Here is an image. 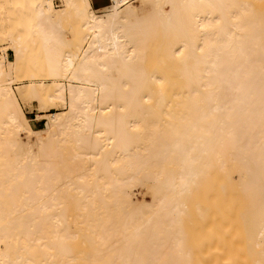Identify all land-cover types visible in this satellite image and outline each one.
Returning <instances> with one entry per match:
<instances>
[{"label": "bare ground", "instance_id": "1", "mask_svg": "<svg viewBox=\"0 0 264 264\" xmlns=\"http://www.w3.org/2000/svg\"><path fill=\"white\" fill-rule=\"evenodd\" d=\"M60 2L0 0V264H264V0Z\"/></svg>", "mask_w": 264, "mask_h": 264}, {"label": "rangeland", "instance_id": "2", "mask_svg": "<svg viewBox=\"0 0 264 264\" xmlns=\"http://www.w3.org/2000/svg\"><path fill=\"white\" fill-rule=\"evenodd\" d=\"M60 1L61 0H54L55 5L59 6L61 3ZM7 52L9 53L10 57L12 58V56H13L12 50L9 49ZM52 84L54 85L55 83L52 82ZM14 87L19 94L22 107L28 115H30L32 117H36L37 112L40 113L39 115H43V114L52 112V109L50 107L42 108L41 110H39L41 105L39 104V102L36 98L27 94V92L25 90H23L20 85H15ZM65 95H66V93H65ZM68 106H69V99L67 96L64 99L58 100V107H57L58 110H60V109L66 110L68 108ZM43 121H44V119L37 120L36 121L37 126L41 127ZM39 133L41 134V136H40L41 139H43L45 137L43 132L40 131ZM141 192L143 193V190H141Z\"/></svg>", "mask_w": 264, "mask_h": 264}, {"label": "crops", "instance_id": "3", "mask_svg": "<svg viewBox=\"0 0 264 264\" xmlns=\"http://www.w3.org/2000/svg\"><path fill=\"white\" fill-rule=\"evenodd\" d=\"M110 2L111 0H91V4L95 9L107 6Z\"/></svg>", "mask_w": 264, "mask_h": 264}]
</instances>
